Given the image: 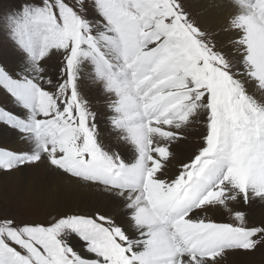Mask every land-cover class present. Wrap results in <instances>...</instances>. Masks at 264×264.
<instances>
[{
    "label": "snow or ice",
    "instance_id": "1",
    "mask_svg": "<svg viewBox=\"0 0 264 264\" xmlns=\"http://www.w3.org/2000/svg\"><path fill=\"white\" fill-rule=\"evenodd\" d=\"M211 6L232 11L209 31L186 0H0L21 53L0 65L18 109L0 106V123L28 145L0 147V173L47 163L99 190L91 212L0 215V264H223L264 249V221L233 212L264 203V0ZM194 125L199 147L170 174Z\"/></svg>",
    "mask_w": 264,
    "mask_h": 264
},
{
    "label": "bare ground",
    "instance_id": "2",
    "mask_svg": "<svg viewBox=\"0 0 264 264\" xmlns=\"http://www.w3.org/2000/svg\"><path fill=\"white\" fill-rule=\"evenodd\" d=\"M211 2L212 0H197L193 11L202 26L209 31L219 29L223 25L225 17L232 11L228 7H212ZM12 64L16 67L19 63L13 61ZM98 96L97 87L89 99L95 100ZM15 110L18 111V109ZM101 127H105L102 122ZM0 147L21 150L27 148L28 145L21 140L18 131L0 124ZM115 150L119 151V148ZM172 151L184 157L193 153L191 148H183L177 143L172 146ZM175 171L176 169L171 167L170 174H175ZM0 189L7 191L12 204L22 206L31 214L38 212L41 215L54 212L71 213L79 210L91 212L97 206L99 192L98 189L67 174L54 172L47 163L27 165L12 173H0ZM234 207L236 210L248 211L256 223L264 221V203L257 202L251 205L241 203ZM223 213L224 211L216 213L215 218L218 222L226 223ZM259 252L264 256V249ZM246 254L239 252L230 254L223 264H248L243 262ZM253 259L255 260V258Z\"/></svg>",
    "mask_w": 264,
    "mask_h": 264
},
{
    "label": "rangeland",
    "instance_id": "3",
    "mask_svg": "<svg viewBox=\"0 0 264 264\" xmlns=\"http://www.w3.org/2000/svg\"><path fill=\"white\" fill-rule=\"evenodd\" d=\"M12 2L14 3L15 0H12ZM196 2L197 0L186 1V7H187V10L190 12L192 18L196 20V22L201 27H203L200 20L198 19L196 14L193 12L195 8L194 4ZM20 57H21V53L18 51L16 45L8 39L7 35L5 34L3 30H0V65H4L7 68H13L14 66L12 62L17 61L19 63ZM48 63H49V70L52 72H55L57 70V58L53 57V59L50 60ZM81 89L84 95L87 98H90L91 94L95 92L97 87L90 86L89 82L85 80L81 83ZM0 106L16 111L13 108V105L11 103V98L8 96L6 92H4L2 88H0ZM0 124H4V123H0ZM4 125L9 127L6 124ZM202 131H203L202 126L194 125L193 128L186 134V136L183 139L177 141L176 143L179 144L183 148H191L194 152L199 147V140H200L199 133H201ZM13 150H17V149H13ZM189 156L191 155H186L184 157V156L179 155L178 153H173V157L171 158V167H173V169H177L181 163L187 161V158ZM3 191L4 190L0 189V215L7 216V217H13L18 222L44 223V222H47L52 216H58L61 214V213H56V212L51 213V214H42V215L38 214V212L31 214L27 210H25V208H22V206H16L15 204H12L11 198L9 194L7 193V191H4V192ZM83 211L79 210L75 212L87 213L85 212V210ZM234 211H236L235 207H233V212ZM244 212L247 214V219H248L249 224H256V221H254L251 214L248 211H244ZM223 214H224V219L226 223L234 222L232 213L228 211H224ZM256 252L257 253L255 252L247 253L243 258V262H246L248 264H253V263L263 264L264 256L260 254L259 250ZM253 258H255V260Z\"/></svg>",
    "mask_w": 264,
    "mask_h": 264
}]
</instances>
